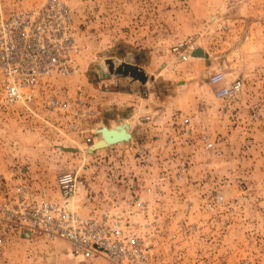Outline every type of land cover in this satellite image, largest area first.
Here are the masks:
<instances>
[{
	"label": "rangeland",
	"instance_id": "obj_1",
	"mask_svg": "<svg viewBox=\"0 0 264 264\" xmlns=\"http://www.w3.org/2000/svg\"><path fill=\"white\" fill-rule=\"evenodd\" d=\"M44 1L0 0V15ZM63 1L73 13L77 70L46 79L37 92L73 109L51 112L37 103L32 115L0 103V198L19 183L57 198L55 177L71 171L72 209L107 210L156 236L152 264H264V0ZM179 41L206 56L190 50L180 60L171 50ZM108 61L145 73L138 105L164 106L137 118L133 138L88 153L84 137H92L90 144L100 139L91 130L114 116L106 108L103 119L94 108L116 105L105 89L107 79L121 75H104ZM217 70L227 82L241 81L235 95L214 96L208 76ZM183 116L190 119V145L180 142ZM128 122L103 126L128 131ZM199 131L213 140L212 149L196 143ZM148 186L154 191L146 194ZM216 190L222 201L209 208ZM135 194L146 203L141 211L127 202ZM0 234V264H107L98 256L74 257L65 241L37 232L4 226Z\"/></svg>",
	"mask_w": 264,
	"mask_h": 264
},
{
	"label": "built area",
	"instance_id": "obj_2",
	"mask_svg": "<svg viewBox=\"0 0 264 264\" xmlns=\"http://www.w3.org/2000/svg\"><path fill=\"white\" fill-rule=\"evenodd\" d=\"M171 50L184 61L191 47L179 41ZM78 53L73 13L63 0H45L38 7L0 15V103L3 108L18 104L32 115L35 114L33 105L37 103L51 112L72 110L71 102L61 101L49 92L38 95L37 87L50 77L75 73ZM208 81L215 86L216 98L233 96L241 88L240 80L227 82L224 73L218 70L208 76ZM75 103L87 105L84 99H77ZM256 107L252 105L253 109ZM90 110L86 109L80 116L89 114ZM180 125V142L190 145L189 117L183 116ZM91 132L96 134L94 128ZM92 141V137H84L85 144L90 145ZM196 143L205 150L214 147L213 140L204 131H199ZM55 186L57 198L48 197L43 190L30 191L20 183L12 187L13 191H5L0 198V232L4 226L18 227L49 239L63 240L70 254L80 259L98 256L107 264H152L159 245L156 236L137 231L126 217L107 210L83 215L72 209L71 198L77 182L71 171L58 173ZM143 191L147 194L154 189L148 186ZM221 201L222 195L216 190L209 208ZM127 202L136 211L146 207L145 201L136 194Z\"/></svg>",
	"mask_w": 264,
	"mask_h": 264
},
{
	"label": "crops",
	"instance_id": "obj_3",
	"mask_svg": "<svg viewBox=\"0 0 264 264\" xmlns=\"http://www.w3.org/2000/svg\"><path fill=\"white\" fill-rule=\"evenodd\" d=\"M107 82H109L111 85H110V88L105 89V91H109L108 93H112L114 98L117 99L116 105H95V107L94 106L93 107L96 110V115L98 114L103 119H104L103 110L106 108L111 109V112H112L111 115H114V116H113V119H111L108 122V124L101 123V124H98V126L99 127L103 125L110 126L112 122L121 123L126 120H129L128 127H127L128 132H129V137H128V140H129L133 138L134 136L133 131L137 126L135 125V122L136 123L138 122L137 118L147 117L148 119V117H150L151 112L159 113L162 110V108L160 107L164 105H150L149 103H145V104L142 103V105H138V103L141 104L142 102V101L140 102V94L138 93V91L139 89H142L143 86L147 84V82L146 83L144 82V85H143V83H140V82L136 83L135 80L122 77V76L115 77L113 79L109 78L107 79ZM85 92H86V95L89 94L87 90H85ZM151 93L149 94V97L154 98L151 95ZM85 98L87 99V97ZM158 101H159V97H156L154 98L152 103L160 104L158 103ZM171 106L174 109V108H177L176 106H182V105H171ZM169 109H172V108H169ZM109 123L111 124L109 125Z\"/></svg>",
	"mask_w": 264,
	"mask_h": 264
},
{
	"label": "water",
	"instance_id": "obj_4",
	"mask_svg": "<svg viewBox=\"0 0 264 264\" xmlns=\"http://www.w3.org/2000/svg\"><path fill=\"white\" fill-rule=\"evenodd\" d=\"M190 55L193 57H205L206 53L201 48H194L191 50ZM108 72L104 73L106 77L111 74L129 76L131 79L136 80L140 83H144L146 80L145 73L140 67L133 65L130 62H122L117 66H113L111 61H108ZM96 134H100V139L93 142L87 147V152L90 153L97 149H102L108 145H113L122 141H125L129 137V132L125 130L124 125H117L115 127L102 126L96 130ZM64 151H74L75 148L58 146Z\"/></svg>",
	"mask_w": 264,
	"mask_h": 264
},
{
	"label": "bare ground",
	"instance_id": "obj_5",
	"mask_svg": "<svg viewBox=\"0 0 264 264\" xmlns=\"http://www.w3.org/2000/svg\"><path fill=\"white\" fill-rule=\"evenodd\" d=\"M128 127V126H127Z\"/></svg>",
	"mask_w": 264,
	"mask_h": 264
}]
</instances>
